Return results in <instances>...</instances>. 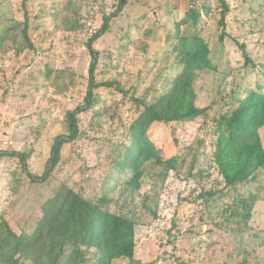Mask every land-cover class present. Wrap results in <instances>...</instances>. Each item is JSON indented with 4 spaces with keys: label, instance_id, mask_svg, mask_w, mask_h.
<instances>
[{
    "label": "rangeland",
    "instance_id": "obj_1",
    "mask_svg": "<svg viewBox=\"0 0 264 264\" xmlns=\"http://www.w3.org/2000/svg\"><path fill=\"white\" fill-rule=\"evenodd\" d=\"M225 2L223 30L222 0H128L115 15L120 0H0V221L4 217L18 233L27 230L62 183L100 195L125 126L141 111L132 95L154 101L174 77V46L199 35L215 65L199 72L194 85L196 104L206 111L192 121L155 123L149 132L165 158L177 159L159 206L151 188L162 176L154 174L132 195L118 191L115 208L147 200L159 210L155 220L137 226L136 258L143 262L264 264V171L253 189V215L240 225L231 217V194L214 156L215 119L231 110L232 97L264 84V0ZM107 17L110 29L94 43L100 51L96 80H115L126 91L95 89L103 102L80 114L79 138L63 146L46 181H32L28 171L45 174L56 138L69 132L67 112L84 102L92 61L87 43ZM15 151L28 154L27 161ZM184 233L193 238L187 248L179 244Z\"/></svg>",
    "mask_w": 264,
    "mask_h": 264
},
{
    "label": "trees",
    "instance_id": "obj_2",
    "mask_svg": "<svg viewBox=\"0 0 264 264\" xmlns=\"http://www.w3.org/2000/svg\"><path fill=\"white\" fill-rule=\"evenodd\" d=\"M222 1L220 24L224 30L229 5ZM127 2L120 0L114 15ZM190 11V16L197 22L199 12L195 9ZM188 17L187 14L178 24L179 29L187 23ZM109 19L106 18L87 43L92 61L84 102L67 112L69 132L56 138L45 174L39 177L28 171L32 181H46L60 161L63 146L79 138L80 114L103 102L102 95L97 94L95 89L105 86L126 91L115 80H96L100 51L94 43L110 29ZM24 32L26 34L27 25ZM224 35L223 32L222 39ZM174 50L177 51L178 61L169 86L152 102L132 95L141 111L125 126L124 140L117 149L113 168L102 181V193L88 197L82 190L62 183L42 204L41 215L21 233L3 217L0 221V264H116L119 260H127L130 264H155L136 258V234L137 226L145 218L155 220L159 210L149 206L147 200L142 206L133 201L130 205L115 208V194L120 191L121 196L132 195L142 188L145 177L156 174L162 176V180H156L151 190L159 206L165 188L164 178L177 167V159L165 158L149 132L155 123L192 121L206 111L196 104L194 85L199 72L215 68L208 43L199 35L184 37ZM232 99L231 110L215 119L214 131L218 138L214 156L226 183V193L231 194V217H237L241 225V221L246 223L253 215L258 201L253 189L261 184L264 171V145L260 131L264 128V84L258 81L257 88L250 90L245 97ZM11 154L21 156L23 162L29 157L25 152ZM159 168L161 171L157 170ZM206 194L203 191L200 197Z\"/></svg>",
    "mask_w": 264,
    "mask_h": 264
},
{
    "label": "crops",
    "instance_id": "obj_3",
    "mask_svg": "<svg viewBox=\"0 0 264 264\" xmlns=\"http://www.w3.org/2000/svg\"><path fill=\"white\" fill-rule=\"evenodd\" d=\"M181 240L179 244L187 242L188 245H183V247L187 248L191 245H193V238H191L188 234L184 233L183 236L180 238Z\"/></svg>",
    "mask_w": 264,
    "mask_h": 264
}]
</instances>
